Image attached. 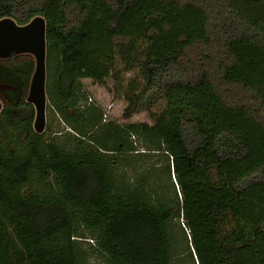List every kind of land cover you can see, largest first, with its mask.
Returning <instances> with one entry per match:
<instances>
[{
    "label": "trees",
    "instance_id": "obj_1",
    "mask_svg": "<svg viewBox=\"0 0 264 264\" xmlns=\"http://www.w3.org/2000/svg\"><path fill=\"white\" fill-rule=\"evenodd\" d=\"M36 17L71 132H35V58L0 59V264H174L176 220V264H264V0H0V20ZM128 72L123 118L153 125L79 108L81 80Z\"/></svg>",
    "mask_w": 264,
    "mask_h": 264
},
{
    "label": "rangeland",
    "instance_id": "obj_2",
    "mask_svg": "<svg viewBox=\"0 0 264 264\" xmlns=\"http://www.w3.org/2000/svg\"><path fill=\"white\" fill-rule=\"evenodd\" d=\"M122 70V69H120ZM120 76H123L124 83L123 85L115 83V81L111 79H107L104 83L102 84H97L94 83L92 80L89 79H84L81 80V92L84 95L82 98L79 108L81 110H86L90 106L97 107L98 109H101L103 111L104 115V122H114L119 125H126V124H142V123H147L150 125H153V117L152 114L150 113H141V114H136L133 116L131 120H125L123 118V112L127 106V103L125 101V96L124 93H122V88L126 90L127 85L130 81L136 80L138 78L137 73L135 72H128L125 74H119ZM118 90V92L116 91ZM2 102V101H1ZM3 103V102H2ZM170 103L169 100L161 102L155 109L154 113H160L164 109L167 108L168 104ZM50 125V131L48 133V137H55L57 132L63 130L66 134H70V130L68 129L67 125L60 119V117L57 115V113L50 109L49 111V102L47 105V125ZM59 134V133H58ZM66 135H63L64 138ZM65 141V139H63ZM120 156L127 158L126 156L120 154ZM124 160V158H123ZM122 161V159H121ZM156 159L152 161H144V165L139 164L142 169H146L150 167L152 164L156 163ZM125 162L122 161L121 166L116 167V180L117 181H134V167H127L124 164ZM173 176V175H172ZM134 178V179H133ZM173 182L175 183V179L173 177ZM35 185H38L36 183ZM177 191L179 190L178 187L176 186ZM179 199H181V196L179 194ZM177 231L174 234L175 236V241L173 243V249H174V264H176V258L177 255L183 254V251L186 247H188V241L186 240V237L184 235L188 234L187 231H185L182 225V220H176L175 221ZM181 227V228H180ZM89 243H83L84 249H87L89 254L92 253L91 246L94 244L92 241H88ZM91 245V246H90ZM176 254V256H175ZM84 264H108L106 259L100 255V254H94L91 255L90 257L87 258V260L83 262Z\"/></svg>",
    "mask_w": 264,
    "mask_h": 264
},
{
    "label": "water",
    "instance_id": "obj_3",
    "mask_svg": "<svg viewBox=\"0 0 264 264\" xmlns=\"http://www.w3.org/2000/svg\"><path fill=\"white\" fill-rule=\"evenodd\" d=\"M24 54L32 55L36 61L27 101L36 110L34 130L42 134L46 130L48 105L46 21L43 17H36L20 26L10 18L0 20V59L8 60ZM2 107L0 100V111Z\"/></svg>",
    "mask_w": 264,
    "mask_h": 264
},
{
    "label": "built area",
    "instance_id": "obj_4",
    "mask_svg": "<svg viewBox=\"0 0 264 264\" xmlns=\"http://www.w3.org/2000/svg\"><path fill=\"white\" fill-rule=\"evenodd\" d=\"M106 122V121H105Z\"/></svg>",
    "mask_w": 264,
    "mask_h": 264
}]
</instances>
